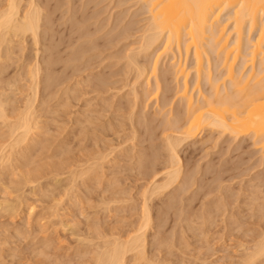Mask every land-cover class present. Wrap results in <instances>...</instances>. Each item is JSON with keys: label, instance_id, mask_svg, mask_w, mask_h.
Masks as SVG:
<instances>
[{"label": "rangeland", "instance_id": "374dc122", "mask_svg": "<svg viewBox=\"0 0 264 264\" xmlns=\"http://www.w3.org/2000/svg\"><path fill=\"white\" fill-rule=\"evenodd\" d=\"M29 1L20 0L22 12ZM34 1L41 14L38 41L31 33L5 34L12 41L0 47V99L8 116L5 122L0 120V141L7 137V124L31 101L37 125L28 140L9 150L13 157L9 164L0 161V264H95L105 242L125 240L142 224L143 193L151 178L136 168L137 155L151 152L154 144L152 149L161 155L159 162L166 161L163 135L175 133L169 128L163 131L166 123L160 120L164 123L161 127L157 121L156 138L146 137L145 116L159 106L151 95L155 78L149 69L145 74L139 70L154 58L153 49L140 45L150 15L141 0ZM1 3L5 5V0ZM168 63V55L162 56L159 75ZM49 72L52 83L47 80ZM169 84L177 85L172 78ZM211 130L205 132L209 141L203 145L197 136L178 147L182 176L189 167L194 169L191 178L195 176L187 180L191 182L187 188L182 186L184 192L180 188L181 197L174 193L182 184L178 181L173 183L178 188L149 197L152 219L144 229L146 259L164 264H244L245 255L256 248V239L264 235V152L248 136ZM106 154L104 167L92 179L86 178L88 164L96 155ZM171 189L174 195L169 196ZM173 196L184 199L177 201ZM188 197L191 204L185 201ZM171 198L175 208L188 205L193 214L207 203L212 218L207 208L203 222L200 212L198 220L196 216V221L186 220L183 217L192 212L177 215L180 210L173 211L171 206L157 223L156 214L173 204ZM220 201L227 204L219 206ZM192 226L199 228L191 231ZM159 234L166 243L155 244ZM126 256L129 260L132 255ZM261 256L252 264H264Z\"/></svg>", "mask_w": 264, "mask_h": 264}, {"label": "bare ground", "instance_id": "6f19581e", "mask_svg": "<svg viewBox=\"0 0 264 264\" xmlns=\"http://www.w3.org/2000/svg\"><path fill=\"white\" fill-rule=\"evenodd\" d=\"M141 1L146 5L150 15V22L142 38V44L140 45L142 49L149 50L150 48L151 50L153 49V52L155 53L151 64L145 63L146 65L139 66V70L143 74L149 69L150 71H148L151 73V77L155 78L153 85V87L155 86V89L151 87L154 89L153 94L151 95H154V100L158 101L157 104H159V106L157 105V110H152L149 117L145 116L146 121H144L145 124H143L148 131L146 137L153 139L159 123L162 127V123L164 122L166 124H164V127L161 129L164 131L169 128L170 130L175 131V133H165V135H163L164 147H162L166 151H164L166 156L163 157L166 161L159 162V157H161V155H157V148V150L154 148L152 149V145L154 144L150 145L151 149L149 148L154 156L149 150L140 152V154L137 155V163L135 162V165H137L136 168L138 167L140 173L147 175L148 179L151 178L149 181L151 185L149 184V188L147 187L143 193L144 208L142 213V224L139 228L134 230L131 236L127 237V239L125 238V240L124 238L122 240L115 238L113 241H107L108 243L105 242L106 244L96 255L95 264L165 263H163V261H153L154 259H151V261L149 260L150 258L146 259L144 255V246L146 244L144 229L151 224L152 219L150 216V205L147 201L151 195L160 194L163 191H166V189L169 191L168 188L173 187L177 181L178 183L180 182V184L182 183L181 186L178 188L175 187V185V189H178L174 190L173 187V190H178L177 193L171 189L172 194L169 193V196L174 195L173 192L180 196V188H187L186 185L191 183H187V180H194L195 176L193 179L191 178L194 174V169H191L192 167L184 170V172H187L184 174V177L181 174L183 172H181V158L178 154V147L183 141H191L199 136L197 142L203 145L205 142L209 141L207 138L208 133L206 135L205 132L213 128H219V130H221L220 132H228L237 137L248 136L251 139V144L264 152V0ZM2 4L3 3L0 4V47L2 42H5L6 40L9 42L12 41L10 38H7L5 34L8 36L23 37L25 34L31 33L33 40L37 42L41 14L35 1L30 0L27 8L23 12L21 11L20 0H5V5ZM224 13V18H226L221 19ZM228 21L231 22V29L227 26V23H229ZM230 33H232V36ZM166 55L169 57L168 66L163 68L159 75L158 63L162 56ZM189 58L191 59V67H188V64L186 65V61ZM132 59L133 58L130 60ZM134 60L135 59L132 61ZM148 61L149 60L146 62ZM52 62L53 59L50 58L49 63ZM188 68L191 70L193 69L195 73L192 85L189 84L188 76L190 69ZM171 78L176 80V88L169 84L171 83ZM47 80H50V83L53 82L54 77L51 72L47 74ZM149 81L151 80H148V83ZM37 87L38 85L36 83L34 94H37ZM160 89H163V92H161ZM160 94H162L161 97ZM173 100H175V102L178 101L175 107V102H173ZM32 103V101L30 103L28 102L16 120L7 124V137L0 141V161L2 164L7 165L13 160L12 152L9 150H12L14 146L21 144L26 139L28 140L29 135L33 133L34 128L37 126ZM168 105H171V107L165 110L164 107ZM5 107L6 103L0 99V120L3 122L8 119ZM163 109L165 111H163ZM160 120H163L164 122H160ZM205 135L207 137H205ZM203 136L205 138H203ZM193 149H195V147L192 148V150ZM24 154L26 153L24 152ZM24 154H21V156H24L25 158H23L26 160L27 155L25 156ZM106 156L107 154L100 155L99 157L96 155L94 160L89 163L84 170V175H87H85L86 178L92 179L93 175L96 176L95 173H97V170H101L104 167L103 162ZM154 157L157 158L155 159ZM160 159L164 160L162 158ZM208 166L209 164L206 167ZM213 168L216 169V167ZM213 168H211V171H214ZM207 171H209L208 168ZM206 173L207 172H205V174ZM160 174L161 178H157ZM215 174H217L218 178V173L215 172ZM215 176L216 175L213 177L214 180ZM258 179L261 180L262 178L258 177L257 180ZM183 183H185V185ZM256 186H258V184ZM201 188L203 187L201 186ZM184 190L185 189H183V192ZM222 192H224V190ZM253 193L252 195H255ZM224 196L226 195H223V198ZM167 197L168 194L166 198ZM220 197H222V195ZM173 198L175 199L177 197L173 196ZM173 198H171V201H173ZM191 198L188 197L185 201L187 200L188 203L191 204ZM183 199L184 198L178 197L177 201H182ZM165 200V203L169 202L168 199ZM174 201L173 204L170 202L171 204L168 206L169 208L167 205L162 207V212L164 213L161 212L160 214V212H157L160 214H156L158 217L156 219L157 221L162 218H160V216H163L167 210H170L171 206H173V211H175L174 209L180 210V212L177 211V215H182V211L185 212V215L192 212H189L187 209L188 203L186 204L187 207L184 205L180 209L174 207ZM219 203H217L219 206L223 205L224 201L223 203L221 202L222 204ZM217 204L215 205L219 209ZM226 204L227 203H224V205ZM180 205L182 206V203ZM204 205L205 204H202L200 207L202 208ZM260 205L263 206L262 203ZM185 207L187 209L186 211L184 209ZM200 207L199 209H201ZM208 207L206 203L202 209L205 210ZM204 210H199L200 213L197 211L202 219H199V216L196 214L197 212L194 213L196 215L192 212V216L189 215V217L187 215L183 218L186 219L188 217L189 219L192 218V220L199 219L203 222L205 220H203V214L205 215V213L208 212L211 217L210 209L208 208L205 213ZM208 213L206 215H208ZM193 216L198 217L193 219ZM180 218L179 221L181 223ZM232 219L234 221V218ZM191 222L189 220V223ZM202 222L201 225H203ZM157 223H160V221ZM192 224H194V222H192ZM160 226H162V224L156 227ZM182 226H180L182 228L180 231L184 229ZM189 226L187 227L189 228ZM194 226H192L193 228L190 227L192 230H188L194 231L196 228ZM157 229L160 230L159 228ZM157 235L158 233L156 236ZM158 237L156 241L154 240L156 242L155 244L161 245V243H166L165 237L162 241V237L160 236L159 242ZM260 238L261 240L256 239L259 241L258 243L256 241V248L254 247L255 245L253 246V250H251L252 253L250 252L251 254H246L247 256L245 255V259L243 258V262L246 264H252L256 258L259 259V256H264V235ZM127 253H131L132 255L129 260L126 256Z\"/></svg>", "mask_w": 264, "mask_h": 264}]
</instances>
